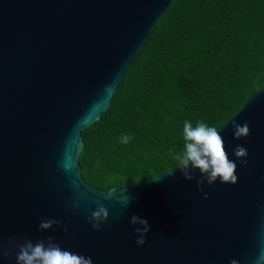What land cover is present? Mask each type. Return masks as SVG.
<instances>
[{
  "label": "water",
  "instance_id": "water-1",
  "mask_svg": "<svg viewBox=\"0 0 264 264\" xmlns=\"http://www.w3.org/2000/svg\"><path fill=\"white\" fill-rule=\"evenodd\" d=\"M172 0H0V246L49 236L92 264H252L264 237V86L218 130L237 164L236 185L205 184L172 168L108 192L81 177V131L109 106L137 51ZM113 94L104 98V87ZM95 104V107L93 105ZM249 122L236 140L232 123ZM248 150V163L233 149ZM73 168L61 166L65 155ZM197 177L199 173H196ZM110 193V194H109ZM109 194V195H105ZM132 199L123 208L119 197ZM79 199L80 209L72 207ZM103 204L109 220L88 216ZM133 215L151 231L138 246ZM42 218L61 225L41 231ZM64 226L68 231H64ZM0 264H16L15 251Z\"/></svg>",
  "mask_w": 264,
  "mask_h": 264
},
{
  "label": "trees",
  "instance_id": "trees-1",
  "mask_svg": "<svg viewBox=\"0 0 264 264\" xmlns=\"http://www.w3.org/2000/svg\"><path fill=\"white\" fill-rule=\"evenodd\" d=\"M262 86L264 0H172L81 131L82 179L108 192L176 167L184 121L219 130Z\"/></svg>",
  "mask_w": 264,
  "mask_h": 264
},
{
  "label": "clouds",
  "instance_id": "clouds-1",
  "mask_svg": "<svg viewBox=\"0 0 264 264\" xmlns=\"http://www.w3.org/2000/svg\"><path fill=\"white\" fill-rule=\"evenodd\" d=\"M112 94V85H106L101 100L96 103L102 102L104 98L110 97ZM93 107H95V104ZM232 129L236 140L250 136L248 121H245L243 124L233 122ZM131 138V134H126L121 136L120 140L121 143L128 144ZM183 140V149L172 157L177 162L175 169L180 170L184 180L196 182L197 190L202 193L205 200L209 198L208 193L204 191L205 184L209 187L217 181L223 185L234 186L237 184V164L229 157L224 138L219 134L216 127L209 126L203 121H198L193 126L190 121L186 120L183 124ZM233 155L236 160H239L245 166L247 165L248 150L245 147L237 145L233 149ZM60 166L66 172L71 171L73 168L71 157L66 154ZM197 172L199 173L198 177L196 175ZM167 174L171 179L173 177V170H169ZM119 202L123 208H128L132 199L127 195H123L119 197ZM72 207L80 209V200H74ZM108 220L109 211L100 203L96 204V207L88 216L89 224L97 232L101 231L102 226ZM129 222L135 229V243L138 246H144L146 237L151 231L148 220L133 215L130 217ZM59 225H61V222L58 220L42 218L39 223V229L41 231H49L54 226ZM64 231H68L66 226H64ZM13 251H15L16 264H92L91 257L61 248L51 236L46 240H36L35 242L29 238H25L21 242L13 237L8 242L7 250L0 246V256H10L13 254ZM229 264H238V261L230 259ZM252 264H264V237H262L261 246L252 259Z\"/></svg>",
  "mask_w": 264,
  "mask_h": 264
}]
</instances>
